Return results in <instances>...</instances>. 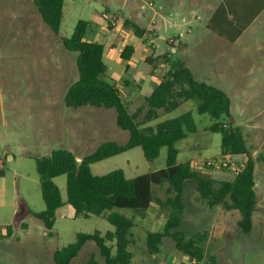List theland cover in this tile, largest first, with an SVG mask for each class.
I'll use <instances>...</instances> for the list:
<instances>
[{
    "label": "rangeland",
    "instance_id": "rangeland-1",
    "mask_svg": "<svg viewBox=\"0 0 264 264\" xmlns=\"http://www.w3.org/2000/svg\"><path fill=\"white\" fill-rule=\"evenodd\" d=\"M190 1L194 3V0ZM150 2L151 0H65L64 21L60 28L62 36L71 37L77 23L85 20L92 27L101 30L102 35L97 40L106 45L107 52L104 54L107 72L103 79L120 90L132 113L144 108L146 102L140 97L131 99L123 88L119 78L123 62L121 54L124 43L135 46L137 37L134 36L133 22L138 21L141 11L148 12L147 8L141 9V5H148ZM104 13L120 16L122 22L118 29H113L104 21ZM190 13L188 10L180 11L175 20L181 23L184 17V26L207 25L203 11L202 15L198 12ZM198 14L203 17L201 21L197 20ZM148 32L153 33V29ZM162 33L165 38H170L178 34V30L173 27ZM155 38L161 46L158 52L168 49L160 35ZM77 55L76 52L66 50L61 40L42 20L34 6V0H0V171L3 172L0 176V264H55V251L74 243L79 233L92 234L100 231L106 234L114 230L102 217L90 215L86 218H74V209L68 204L57 210L52 230H47L32 215L43 212L46 208L36 169L37 158L49 156L58 149H66L81 161L102 143L115 141L125 144L129 139V132L117 126L113 109L89 106L75 109L65 105V95L79 77ZM172 55L174 59L180 56L179 53ZM139 56L137 54L133 62H139ZM163 62V58L156 61L157 69L162 71ZM148 67L139 63L137 76L144 74ZM149 91V88H144L142 95ZM232 109V117H224L220 122L226 128L241 129L248 146V125L259 112L264 111V96H260L249 115L248 106H232ZM188 111L193 113L198 132L176 144V147L181 146L179 161L190 162L195 171L214 179L221 180L235 175V170L240 169L238 167L246 163L248 157L223 156L222 136L210 130L216 121L207 114H199L196 101L184 103L171 115L175 118ZM167 117L168 115L162 114L158 120L147 125H156ZM141 119L143 118L140 117L139 121ZM188 146H192V149L188 150ZM166 152L167 149L163 148L157 159L149 161L142 148L137 147L95 163L91 170L98 176L123 170L127 178H137L165 168ZM243 159L244 162H238ZM222 160L227 161L230 166L223 168L219 164L218 167L207 164L209 161L219 163ZM55 183L66 202V176L55 178ZM155 188L153 186L154 193L163 197V192L158 189L155 191ZM184 195V227L191 234L216 232L222 222V214H229V233L226 238L230 248L226 251L223 249L218 254L208 251L201 262L179 255L175 264H264V256L254 261L248 253V235L240 233L237 227L240 219L237 211L228 213L223 207L220 213L216 207L206 211L209 205L199 197L194 181L185 184ZM194 200L197 202L194 203ZM169 244L173 243L169 241ZM91 254H95L99 264H104L93 241L84 246L71 264H86ZM161 258L162 263L157 264L169 263L166 255Z\"/></svg>",
    "mask_w": 264,
    "mask_h": 264
},
{
    "label": "trees",
    "instance_id": "trees-1",
    "mask_svg": "<svg viewBox=\"0 0 264 264\" xmlns=\"http://www.w3.org/2000/svg\"><path fill=\"white\" fill-rule=\"evenodd\" d=\"M34 6L42 20L61 40L64 48L78 53L76 65L78 80L68 89L65 105L69 108L95 107L113 109L117 126L129 132L125 144L115 141L102 143L93 153L81 161L66 149L53 151L49 156L36 159L45 210L32 213L47 230H52L57 210L68 204L74 209V218L95 215L106 219L113 231L102 234L79 233L74 243L55 251V264H71L84 246L93 241L99 249L104 264H132L130 251L134 243L133 228L137 215L147 212L157 204L167 212L164 229L147 234V247L151 253H160L166 240L174 243L175 249L193 261L205 258L203 247L206 233L189 239L182 231L185 205L184 186L187 181L197 184L200 198L209 207L221 206L225 211H237L240 219L237 227L240 233L248 235L253 228V213L257 203L255 160L251 158L246 139L239 128H226L220 120L231 117V101L221 89L200 82L181 62L167 57L169 71L160 79L154 92L145 99L146 106L132 113L123 100L120 90L104 81L107 65L104 61L105 45L90 40L91 25L80 20L71 37L60 33L64 21L65 0H34ZM235 18V16H234ZM137 36L139 28L133 26ZM243 30V29H242ZM134 53L127 46L121 54L129 60ZM188 101H196L199 114H207L216 122L210 127L213 133L222 136L221 150L224 157L247 156V162L240 164L239 174L233 180H218L205 176L192 168L190 162L179 163V149L176 144L198 131L191 111L178 117L147 125L158 120L162 114H170ZM142 117L139 121V118ZM141 147L147 160L157 159L163 148L166 152V167L137 178L129 179L123 170H116L103 176L94 175L91 166L134 148ZM3 172L0 171V176ZM66 176L67 201L64 202L55 178ZM156 186L164 196L154 193ZM129 213V215H128ZM86 264H99L91 254Z\"/></svg>",
    "mask_w": 264,
    "mask_h": 264
},
{
    "label": "crops",
    "instance_id": "crops-1",
    "mask_svg": "<svg viewBox=\"0 0 264 264\" xmlns=\"http://www.w3.org/2000/svg\"><path fill=\"white\" fill-rule=\"evenodd\" d=\"M151 2L153 3L152 7L147 4L141 5V9L147 8L148 12L141 11L138 21L133 22V26H137L141 32L140 36L134 33L137 42L135 46H132L134 48L133 55L129 60L122 59L119 78L128 96L134 100L138 97L143 100L149 97L160 84V79L166 76L169 71L168 57L174 62L183 63L198 81L227 93L231 101V117L232 106L244 108L248 106V115L253 112L255 103L258 102L260 96H264V0H194V3H191L190 0H151ZM187 10L191 12L190 14L198 12L200 15L203 11L207 25L184 26L183 24L186 23L184 17H182L181 23L175 20L180 11ZM199 14L197 20L201 21L203 17ZM121 22L122 19L120 24ZM173 27L177 28L178 34L165 38L162 32ZM151 29H153V33L148 32ZM100 35H102L101 30L91 26L90 40L101 43L97 40L98 37H101ZM158 35L161 40H165L168 49L157 51L158 48H161L155 40V36ZM172 38H174V42L170 43L169 40ZM124 44L123 50L125 47L131 46L129 43ZM172 53H179V58L174 59ZM137 54L140 55L139 62L135 63L133 58ZM160 58L164 59L161 64L162 71L157 69L156 63ZM139 63L150 67L141 76H137ZM144 88H149L150 91L142 95ZM166 115L168 117L158 123L169 118L172 119L171 113ZM177 148L179 149L178 158H180L181 146ZM191 149L192 146H188V150ZM248 149L251 158L255 160L254 175L257 193L256 208L252 217L253 228L248 233V253L256 261L264 256V111L259 112L254 121L248 125ZM178 162L185 163L180 162L179 159ZM238 162H244V159ZM235 177L236 174L221 180H233ZM157 189L156 187L155 191ZM196 202L194 200V203ZM216 208L220 213L221 206ZM211 209L209 207L206 211H211ZM185 216L186 206L184 220ZM227 216L229 214H222V222L219 223L220 227L215 230L216 232L210 231V234L208 231L203 232L207 234L203 245L205 254L208 251L218 254L222 253L223 249L226 251L230 248L229 240L226 238L229 233V218ZM184 220L181 229L188 239L194 235L202 234L189 233L187 227H184ZM166 221L167 212L157 204H152L147 212L136 216V226L132 230L134 243L130 248L133 254L132 264L162 263V255L168 257V264H175L179 255L188 257L176 250L174 243L170 240H166L165 244L161 245L160 253L154 254L149 251L146 242L147 234L162 231ZM169 241L173 244H169Z\"/></svg>",
    "mask_w": 264,
    "mask_h": 264
},
{
    "label": "built area",
    "instance_id": "built-area-1",
    "mask_svg": "<svg viewBox=\"0 0 264 264\" xmlns=\"http://www.w3.org/2000/svg\"><path fill=\"white\" fill-rule=\"evenodd\" d=\"M148 6L149 7H152L153 6V3L150 2L148 3ZM104 21L110 26L112 27L113 29H117L119 27V24H120V21H121V18L120 16H118L117 14H107V13H104L102 15ZM170 43L174 42L172 39L169 40ZM209 166H212V167H218L217 165L219 164V166L223 167V168H227L230 166V164L227 162V161H220L219 163L217 161H209L207 163ZM236 171V175L239 174V170H235Z\"/></svg>",
    "mask_w": 264,
    "mask_h": 264
}]
</instances>
